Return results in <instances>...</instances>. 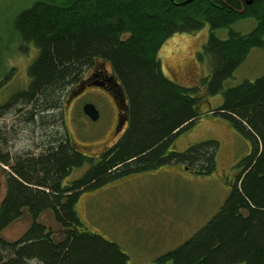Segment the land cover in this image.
Listing matches in <instances>:
<instances>
[{
  "label": "trees",
  "instance_id": "16d2710c",
  "mask_svg": "<svg viewBox=\"0 0 264 264\" xmlns=\"http://www.w3.org/2000/svg\"><path fill=\"white\" fill-rule=\"evenodd\" d=\"M35 0L13 23L18 45L32 44L37 55L27 69V88L0 103V118L21 107L27 124L55 122L66 93L97 61L110 64L128 100V127L122 138L93 159L75 151L64 136H53L42 151L12 155L0 127V162L8 167L0 204V233L27 209L29 230L15 243L0 237V264H128L117 244L84 229L76 205L92 192L127 176L182 165L209 176L219 144L205 140L169 152L175 138L200 116L199 105L221 94L212 117L226 121L250 145L238 163L240 174L220 209L182 245L157 264H264V74L253 82L224 88L253 48L264 47V0ZM252 18L248 34L214 30ZM209 25L203 52L211 74L206 93L185 88L162 71L159 51L177 33ZM25 110V111H24ZM19 114V115H20ZM56 119V116H55ZM87 168L65 183L74 169ZM51 212L64 229L60 241L36 220Z\"/></svg>",
  "mask_w": 264,
  "mask_h": 264
},
{
  "label": "rangeland",
  "instance_id": "374dc122",
  "mask_svg": "<svg viewBox=\"0 0 264 264\" xmlns=\"http://www.w3.org/2000/svg\"><path fill=\"white\" fill-rule=\"evenodd\" d=\"M34 1L0 0V103L8 101L25 85L27 87V69L36 57V50H20L21 46L13 35V23L16 15L29 8ZM255 26L254 19L244 18L228 29L220 28L213 33L225 40L230 29L248 34ZM209 34L210 27L205 25L197 32L177 33L168 38L158 56L163 74L183 86L198 85L199 90H204L200 82L212 71L210 57L203 52ZM263 74L264 47L253 48L223 86L228 88L245 81L253 82ZM191 79L192 82L187 81ZM200 93L205 94L203 91ZM82 100L100 111V100L91 96ZM221 103V94L209 96L201 111L216 109ZM18 106L0 118V127L8 136V147L12 152L26 148L34 151L42 142L47 146L53 136L60 137L64 133L88 146L86 151L96 154L101 149L106 137L104 134L96 139L103 132L105 119L101 112L94 131L80 124L86 120L80 114L78 103L63 113L53 112L55 122L51 124L38 119L27 124L23 114L18 113L21 108ZM205 140H215L219 144L215 153V171L211 175L200 176L170 165L133 174L92 192H85L76 206L85 229L117 244L128 257V264H156L160 256L182 245L219 210L229 192L227 181L234 176V166L250 151L246 140L217 123L216 118L200 119L196 128L176 138L173 148L181 151L192 143ZM34 153L38 154L39 149ZM85 169H74L65 183L80 177ZM2 183L0 173V190ZM23 220L4 232L7 240L16 239L24 230L26 223Z\"/></svg>",
  "mask_w": 264,
  "mask_h": 264
},
{
  "label": "flooded vegetation",
  "instance_id": "af4514ba",
  "mask_svg": "<svg viewBox=\"0 0 264 264\" xmlns=\"http://www.w3.org/2000/svg\"><path fill=\"white\" fill-rule=\"evenodd\" d=\"M28 48L29 49L30 48L31 49L32 48L35 49L32 44H27L26 47H22L21 46L20 50L24 49V51H25V50H28ZM36 55H37V50H36ZM160 65H161V71H162L161 61H160ZM204 79H206V78H204ZM204 79L201 80L200 84H201V86L204 89V90H201V91L206 93V89L202 85V82H203ZM169 80H171V79H169ZM171 81L176 83V84H178L177 82H175L173 80H171ZM187 81L192 82V79L191 80H187ZM178 85H180L182 87H185V88H198V85L193 86V87H186V86H183L181 84H178ZM25 86L20 91L18 90L17 92H15V94L18 93V92L26 90L27 87H25ZM15 94H13V95H15ZM88 96L94 97L95 99H98V100L101 101V102H99L100 111L93 105L94 108L96 109L97 113H98V117H97L96 120H92L90 117L85 115L84 112H83V107L86 104H90V103H88V102L84 103L82 98L83 97H88ZM123 98H125V103L122 101ZM105 100H107V101L105 102ZM4 103H7V101L4 102ZM77 103H78V105H80L79 107L81 108V110H80L81 113L80 114L86 120V122L85 121H81L80 124L85 126V128H92L95 131L96 130L95 127H97L96 126L97 122L100 121V112H101V114L103 115V118L105 119V121L103 123V132H102V134H99V135H97L96 132H95V134L98 136L96 139H98L102 135L104 136V134L106 135V137H105V140L102 143L101 149L96 154L95 153H91L90 151H86V150L89 149L88 146L84 145L83 143L77 142L76 140L72 139L69 134H66L67 139H68V143L75 151H77L79 153H82L83 155H85L87 157H90V158H93V159H98V157H100V155H102L106 151L112 149V147L122 138V136L124 135V133L126 132V129L128 127V121H127L128 100H127L125 91H124V89L122 87V84L120 83L118 78L112 72V69H111L110 64L108 62L97 61V62H95V64H93V66H91L90 68L86 69V71L83 73V76L79 79V81L72 88H70L69 91L66 93L64 101H63L61 107L57 110V112H62L63 113L65 111V109L68 110L70 108H74ZM203 103H208V97L205 98L202 101V103L199 105L200 116L196 119V121L189 128V130H193V128H196L197 127V123L202 118H205L207 120H213L214 117H212V113H213L214 109H208L207 111L202 112L201 111V106L203 105ZM216 119H217V123H221L223 126H226L227 128H230L231 130L234 131V129L226 121H224L222 119H218V118H216ZM87 125L90 126V127H88ZM185 132H183V133H185ZM183 133H181V134H183ZM180 135H178L177 137H179ZM62 136H64V135L62 134ZM176 138H175V140H176ZM175 140H174V142H175ZM174 142L172 143V146L170 147L169 152H175L176 150L180 151V150H178L176 148H173L174 147ZM196 143H199V142H196ZM196 143H192V144H196ZM192 144H190V145H192ZM42 146H45V145H43V142L39 145L38 148H35L36 150H34V151H37L39 149V153H40L42 151V149L40 147H42ZM189 146H187L184 150H186ZM31 150L32 149L26 148V149H23V150L17 151V152L18 153L20 152L21 154H24V153L29 152ZM184 150H181V151H184ZM9 152L12 155L15 154V152H12V151H9ZM238 163L234 166V176H233L232 180L231 181H227V183L229 185V192H230V189L233 186V184L238 179V175L240 174L239 173L240 169L238 168ZM175 166H177L178 168L183 169V170H185L187 172L199 175V174L196 173V170L191 169L189 167H184L182 165H175ZM83 168H87V166H84ZM7 171H9L8 167L0 162V173H1L2 178H3L2 190H0V204L3 201V199L5 197V194H6V183H7V179H8L7 173H6ZM214 171H215V168H214ZM200 176H204V175H200ZM229 192H228V194H229ZM78 202H79V200H78ZM22 219H24L23 221H25V223H26V227L24 228V230L21 231V233H19V235H18V237L16 239L7 240L4 237V232L8 228H10L13 224H15L16 222H18V221H20ZM36 221L39 224H41L45 228V230L47 232H49V231L52 232V237L55 240L60 241V240L63 239L64 229H62L55 222L51 212L47 211V212L42 213L37 218ZM32 223H33L32 217L28 213V210L27 209H23L22 210V215L20 217H18L16 220H14L11 224H9L6 228H4L1 231V233H0V237L2 239H4L5 241L9 242V243H15L18 240H20L22 238V236L29 230V228L31 227ZM84 229H85V227H84ZM85 230H87V229H85Z\"/></svg>",
  "mask_w": 264,
  "mask_h": 264
},
{
  "label": "water",
  "instance_id": "95a60500",
  "mask_svg": "<svg viewBox=\"0 0 264 264\" xmlns=\"http://www.w3.org/2000/svg\"><path fill=\"white\" fill-rule=\"evenodd\" d=\"M191 0H187L185 3H189ZM252 0L247 1V4H250ZM123 97V96H122ZM122 101L125 103V98L122 99ZM83 112L85 115H87L88 117H90L92 120H96L98 117V113L96 111V109L94 108L93 105L91 104H86L83 107Z\"/></svg>",
  "mask_w": 264,
  "mask_h": 264
}]
</instances>
